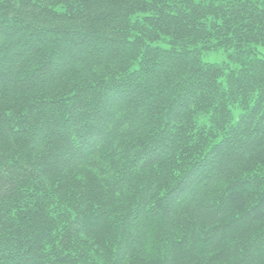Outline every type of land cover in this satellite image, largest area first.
<instances>
[{
  "label": "trees",
  "instance_id": "trees-1",
  "mask_svg": "<svg viewBox=\"0 0 264 264\" xmlns=\"http://www.w3.org/2000/svg\"><path fill=\"white\" fill-rule=\"evenodd\" d=\"M0 264H264V0H0Z\"/></svg>",
  "mask_w": 264,
  "mask_h": 264
},
{
  "label": "rangeland",
  "instance_id": "rangeland-1",
  "mask_svg": "<svg viewBox=\"0 0 264 264\" xmlns=\"http://www.w3.org/2000/svg\"><path fill=\"white\" fill-rule=\"evenodd\" d=\"M227 53L224 50L208 51L204 53V61L222 62L227 60Z\"/></svg>",
  "mask_w": 264,
  "mask_h": 264
}]
</instances>
